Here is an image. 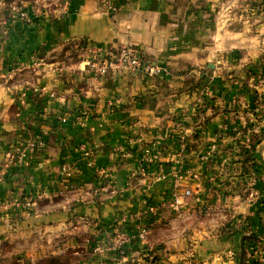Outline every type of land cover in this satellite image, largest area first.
I'll return each mask as SVG.
<instances>
[{
  "label": "crops",
  "instance_id": "crops-1",
  "mask_svg": "<svg viewBox=\"0 0 264 264\" xmlns=\"http://www.w3.org/2000/svg\"><path fill=\"white\" fill-rule=\"evenodd\" d=\"M36 7L45 16L33 22ZM82 42L127 44L164 71L96 78L73 49ZM205 96L209 107L197 114ZM181 113H196L204 141L225 151L230 135L247 142V128L264 125V0H122L113 13L103 0H0V264L68 253L71 264H256L235 226L257 232L264 217L243 197L248 186L223 194L205 181L214 157L194 153L185 166L166 158L174 167L153 181L132 177V138L175 136ZM36 140L22 165L4 170ZM258 143L247 179L262 193L264 137ZM99 169L110 186H91ZM176 170L182 185L170 186ZM174 187L192 195L179 208Z\"/></svg>",
  "mask_w": 264,
  "mask_h": 264
},
{
  "label": "rangeland",
  "instance_id": "rangeland-1",
  "mask_svg": "<svg viewBox=\"0 0 264 264\" xmlns=\"http://www.w3.org/2000/svg\"><path fill=\"white\" fill-rule=\"evenodd\" d=\"M74 60H76V58H74ZM191 81L194 82V80ZM205 98H207V100L202 101V104L198 105L197 108L200 107L202 110H204L205 108L209 107L210 98L206 96L204 99ZM199 114H202V112ZM196 115V113H193L192 117L196 118ZM192 117L187 116V113H181V115L176 117L174 123L177 126L175 136L171 129V131L160 136L158 139L156 138L151 140L150 142H146L145 140L142 141V139L140 140V137L132 138L133 140H131L129 144H137L136 151L139 155L137 159V168L132 177L138 181L144 179H151V181H153L155 175L158 174L160 170L162 171L167 166H170L171 169L174 167L171 165V161H173L175 166L179 164L185 166L188 157L194 153H197L200 158L202 157L206 160H211V156L215 159V166L212 168L213 171L209 174V176H202L205 177V181L207 183L213 182L214 186H222L221 190L223 192H221L223 194L232 191L233 186H248L243 197L248 198L251 202L253 201L256 205V210L262 208L259 202L260 199L264 197V190L262 193L258 192V190H255L252 186H257V182H252L251 179H247V174H250L251 170L254 169V164L256 161V158H254V153L257 146L259 145L258 140H261L264 137V125H256L255 127L253 126V128H247V131L251 133L253 129V135L258 136V138H255L252 135V137H249L247 142L240 141L242 137L240 133H236V135L233 134V136L230 135L229 137L234 138L229 142V147H226L225 151L221 148H218L216 143L209 142L210 144H208L204 141L203 134H201V131H199L200 129H198V127L195 128L196 122H193L191 119ZM178 126H180L181 129H179ZM195 132L198 133V138H194ZM249 132L247 134H249ZM39 142L40 141L36 140L37 144L31 151H28L29 149L26 148L32 142L26 143L25 145L22 144V146H20L18 149H15V156L12 158L8 157L6 163L2 165L4 170L9 169L11 166L22 165L28 154L33 153L36 148H40L42 144ZM248 150L249 155L252 158L249 157L247 159V173H245L241 169V162L246 157ZM23 151H25V155L23 158H21ZM206 152H210L208 156L205 155ZM85 153L92 155L93 163L91 165L88 163V158L85 156ZM83 157L88 168H94V153L90 150H83ZM166 158H169L171 161H168ZM74 171L75 170L73 169V173ZM62 172L71 174L70 169L66 167L62 169ZM170 178V186H180V184L182 185V178H180L178 170L174 171ZM94 179L95 180L91 186H110V176L100 169L96 170ZM260 182L263 183L262 186H264V181ZM176 189L177 187L172 189L170 196L173 200L174 208H179V205H181V201L179 200L188 198L192 195L189 190H185L183 194L179 195L175 191ZM186 191L189 192V195H185ZM260 215L264 217V213L261 212ZM235 227L241 228L243 236H257L255 246L249 249V259L255 260L256 264H264V228L254 232L251 230L250 225H247L245 222L239 223V225L236 224ZM70 257L72 259L71 262H74L75 260L73 259V256Z\"/></svg>",
  "mask_w": 264,
  "mask_h": 264
},
{
  "label": "built area",
  "instance_id": "built-area-1",
  "mask_svg": "<svg viewBox=\"0 0 264 264\" xmlns=\"http://www.w3.org/2000/svg\"><path fill=\"white\" fill-rule=\"evenodd\" d=\"M103 4L107 12H114L116 8L113 6L111 0H103ZM37 13H40L38 7H36ZM83 55L85 67L87 71L93 75L94 77L98 78L109 70H121L127 69L130 71H142L143 73L149 76H158L164 70L157 66L152 62H148L143 60L139 51L136 48H132L129 46L120 47L115 50H105L102 47L89 44L86 48L80 50V57ZM88 55L86 58L85 56ZM82 59V58H81ZM38 63H41L40 61ZM37 143L32 142L27 146L26 149L28 151L33 150L34 146ZM210 152H206L205 155L208 156ZM25 155V151H23L21 158ZM85 156L88 158V163L91 165L92 155L89 153H85ZM102 190V188L100 189ZM185 195H189V192L186 191ZM31 203H26L25 205H30ZM143 236V231L139 235L140 238Z\"/></svg>",
  "mask_w": 264,
  "mask_h": 264
},
{
  "label": "trees",
  "instance_id": "trees-1",
  "mask_svg": "<svg viewBox=\"0 0 264 264\" xmlns=\"http://www.w3.org/2000/svg\"><path fill=\"white\" fill-rule=\"evenodd\" d=\"M6 3H11L12 1H14V0H4ZM22 1V3H24L26 6H28V7H32V5H33V3H34V1L35 0H21ZM122 0H111V2H112V4H113V6L115 7V8H117V5L121 2ZM110 13H113V12H110ZM30 14V17H31V19L33 20V22H35V21H38L39 19H41V18H44V16H45V14H44V12L42 11L41 13H39L38 15H36V14H34V13H32V12H30L29 13ZM90 43H88V42H82L81 44H79V45H77V46H74L73 47V49L75 50V51H78V50H82V49H84V48H86V46L87 45H89ZM132 48H134V47H132ZM192 83V87H190V88H193V82H191ZM197 114H199L200 112H201V109H200V107H198L197 108ZM200 111V112H199ZM41 123H46L45 121L43 122V121H40ZM254 136V135H253ZM255 138H258V136L257 135H255L254 136ZM194 138H198V133L197 132H195L194 133ZM250 157V155H249V150L247 151V153H246V157L244 158V160L241 162V169L243 170V172H245V173H247V165H246V162L248 161L247 159ZM250 158H252V157H250ZM253 166V165H252ZM252 166H251V168H252ZM260 204H261V207L262 208H259V210H256V214H261V212L262 213H264V197H262L261 199H260V202H259ZM259 233H260V231H259ZM256 240H257V236H255V235H250L249 237H245L244 238V247H243V249H249V248H251V247H254L255 246V242H256ZM68 255V256H67ZM67 255H57V256H49V257H47V258H44L43 260H41L40 262H38L37 264H71V255L68 253Z\"/></svg>",
  "mask_w": 264,
  "mask_h": 264
},
{
  "label": "water",
  "instance_id": "water-1",
  "mask_svg": "<svg viewBox=\"0 0 264 264\" xmlns=\"http://www.w3.org/2000/svg\"><path fill=\"white\" fill-rule=\"evenodd\" d=\"M126 46H128V45L126 44Z\"/></svg>",
  "mask_w": 264,
  "mask_h": 264
}]
</instances>
